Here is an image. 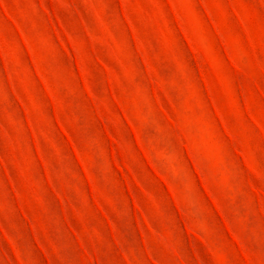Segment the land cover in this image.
<instances>
[{"label":"rangeland","instance_id":"1","mask_svg":"<svg viewBox=\"0 0 264 264\" xmlns=\"http://www.w3.org/2000/svg\"><path fill=\"white\" fill-rule=\"evenodd\" d=\"M0 264H264V0H0Z\"/></svg>","mask_w":264,"mask_h":264}]
</instances>
